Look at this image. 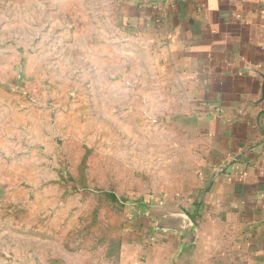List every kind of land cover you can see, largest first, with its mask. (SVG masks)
Segmentation results:
<instances>
[{
  "label": "rangeland",
  "instance_id": "obj_1",
  "mask_svg": "<svg viewBox=\"0 0 264 264\" xmlns=\"http://www.w3.org/2000/svg\"><path fill=\"white\" fill-rule=\"evenodd\" d=\"M134 17L126 0H0V264H247L206 219L177 256L135 227L203 179L198 128Z\"/></svg>",
  "mask_w": 264,
  "mask_h": 264
},
{
  "label": "crops",
  "instance_id": "obj_2",
  "mask_svg": "<svg viewBox=\"0 0 264 264\" xmlns=\"http://www.w3.org/2000/svg\"><path fill=\"white\" fill-rule=\"evenodd\" d=\"M126 9L150 37L154 71L198 128L203 179L194 204L159 207L135 227L157 226L177 256L212 231L206 219L247 264H264V0H126Z\"/></svg>",
  "mask_w": 264,
  "mask_h": 264
}]
</instances>
